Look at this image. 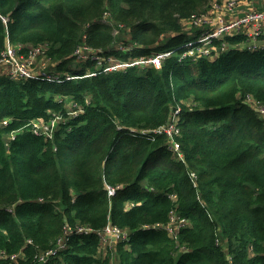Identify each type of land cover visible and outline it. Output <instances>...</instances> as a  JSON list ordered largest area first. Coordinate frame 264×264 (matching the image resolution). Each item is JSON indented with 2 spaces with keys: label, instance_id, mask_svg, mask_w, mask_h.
<instances>
[{
  "label": "trees",
  "instance_id": "16d2710c",
  "mask_svg": "<svg viewBox=\"0 0 264 264\" xmlns=\"http://www.w3.org/2000/svg\"><path fill=\"white\" fill-rule=\"evenodd\" d=\"M212 1L0 0V59L7 41L24 54L44 46L59 75L0 74V251H24L17 264H34L66 225L100 232L110 224L130 240L114 250L97 234L74 237L64 263L111 264L115 253L119 264H264V119L245 102L251 95L264 106V47L227 36L213 43L225 51L182 59L215 28L193 23L214 11ZM84 43L121 63L171 55L160 70L103 73L78 61ZM72 102L82 109L74 118ZM176 106L183 159L167 135L131 131L164 126ZM56 116L67 123L54 140L33 134V121ZM109 186L119 187L114 197ZM173 215L190 223L177 238L148 228Z\"/></svg>",
  "mask_w": 264,
  "mask_h": 264
},
{
  "label": "built area",
  "instance_id": "2783aa9c",
  "mask_svg": "<svg viewBox=\"0 0 264 264\" xmlns=\"http://www.w3.org/2000/svg\"><path fill=\"white\" fill-rule=\"evenodd\" d=\"M242 0H216L213 3L214 11L216 12V17L211 18L208 13L202 14L200 17L193 18V23L197 27L201 26H214L212 30L205 31L200 39L191 43L187 46V51L182 55V59L186 57L200 58L203 56L211 57L212 52L219 53L225 51L228 45L226 43L222 44V47L216 48L213 46L215 40L225 39L227 36H239L246 35L249 38L250 49H258L262 46L264 41V10H253L245 13L242 17L238 19H231L227 22L226 17L222 14L226 11L227 13L233 11ZM6 23L7 18H2ZM217 21L215 22L214 20ZM116 34V31H115ZM198 44V47H194ZM22 46H16L15 44L7 41V46L3 51L0 59V74L7 76L13 80L18 79H38L47 80L49 82L59 81V75L57 73L53 74V70L49 69L48 66L37 71L33 67L39 57L45 56L46 48L44 46L31 48L26 54L22 53ZM103 52L101 50L96 51L87 46V44H81L75 55L79 59L78 61L87 62L91 60L96 62V67L100 68L103 73H112L117 70H126L131 67H142L146 68L149 66L155 67L157 70L162 68L163 61L170 57V53L156 54L149 58H141L139 60L130 63H121L114 59L112 56L103 57ZM45 61H47L45 56ZM96 74H88L87 77L95 76ZM73 79L67 76V80ZM246 103L255 109L258 115L264 119V106L256 101L252 96L246 97ZM82 109L75 103H71L69 106V116L76 117ZM181 112V107L177 106L173 110L171 117L167 124L159 127L155 130H143L137 133L141 135H167L169 140V148L177 153V157L183 159V154L180 153V146L175 140L176 136L180 134V128L178 126L179 115ZM48 122H35L32 123V132L34 135L39 137H44L47 139L54 138V132L58 129L59 125H65L66 120H62L61 116H56L48 124ZM7 125V122H4ZM135 131V130H132ZM193 175V174H192ZM194 176V175H193ZM119 187H107L108 196L114 197ZM174 220H180L177 224L178 227L186 226L187 222L185 219H180L173 215ZM176 218V219H175ZM163 226V225H156ZM156 226H152L156 229ZM148 227V228H152ZM92 234H97L102 244L107 243V239L110 237L115 241L127 242L130 240V232L127 230L120 229L118 227H113L112 225L106 226L102 231L97 232L90 227L76 225L70 226L66 225L63 229L62 236L57 240L55 245L50 249L41 252L39 255L35 256L36 264H49L59 256L69 247V242L72 238L77 236H89ZM176 238V237H175ZM25 252L20 251L18 253L9 254L6 251H0V264H17L20 260H25Z\"/></svg>",
  "mask_w": 264,
  "mask_h": 264
},
{
  "label": "rangeland",
  "instance_id": "374dc122",
  "mask_svg": "<svg viewBox=\"0 0 264 264\" xmlns=\"http://www.w3.org/2000/svg\"><path fill=\"white\" fill-rule=\"evenodd\" d=\"M216 0H213L212 1V3H210L211 4V6H207V8H208V10L207 11H209L211 8H212V4L215 2ZM206 8V9H207ZM205 9V10H206ZM204 10V11H205ZM203 11V12H204ZM209 15H212V17L214 16V17H216V12L215 11H211V13L209 14ZM215 22L217 21V19L216 20H214ZM185 30H189L187 27L184 29V31ZM120 33V31H119V29H117L116 30V34H115V36H118V35H120L119 34ZM124 37H126V33H123V35L121 36V38H120V41H123L124 40ZM120 41H119V43H120ZM124 42H128L127 40L126 41H124ZM121 44V43H120ZM246 44H247V46H251L252 44H250V43H248V42H246ZM47 59V58H46ZM47 61H50V60H48L47 59ZM44 65H46V66H51V65H54V64H52V63H47L46 61H45V56H43V57H39L38 59H37V61H36V63H35V65H34V67H33V69L34 70H37V71H39V70H41L43 67H44ZM57 65V64H56ZM48 66V68L49 69H52L53 70V67H49ZM56 131L57 130H55V132H54V136H56ZM113 197V196H112ZM7 205H3L1 208L3 209L2 211H4V212H6L7 214H9V213H11V212H13V210H12V208L11 207H6ZM173 219V217H171V219H170V222L168 223V224H166V225H163V226H156V229L154 228V227H152V228H149V229H154V230H163L164 232H166L167 234H168V236L169 237H171V238H177L178 237V235H179V231L181 230V229H183V228H185V227H187V226H190V223H189V221L188 220H186V222H187V224H186V226H183V227H180V225H179V227H178V222L180 221V220H172ZM176 219V218H175ZM146 229V228H145ZM116 243V241L115 240H113L112 238H108L107 239V243L106 244H110V245H112V247L114 248V250H116V247H117V245L118 244H115ZM113 244H115V245H113ZM249 254H252V255H255V254H253V249H252V247H250L249 248ZM119 255L118 254H115V253H110V259H111V264H119V262L117 261V259L116 258H118L119 259ZM100 258H102L101 256H100ZM61 260L60 261H56V260H53V261H51L50 262V264H65L64 263V257H61L60 258ZM39 264V263H38Z\"/></svg>",
  "mask_w": 264,
  "mask_h": 264
},
{
  "label": "crops",
  "instance_id": "0c3cea01",
  "mask_svg": "<svg viewBox=\"0 0 264 264\" xmlns=\"http://www.w3.org/2000/svg\"><path fill=\"white\" fill-rule=\"evenodd\" d=\"M253 10H264V0H242L240 4L230 12H224L222 16L226 17L227 22L231 21V19H238L242 17L245 13ZM262 46L264 47V41L262 42Z\"/></svg>",
  "mask_w": 264,
  "mask_h": 264
},
{
  "label": "clouds",
  "instance_id": "9594fccd",
  "mask_svg": "<svg viewBox=\"0 0 264 264\" xmlns=\"http://www.w3.org/2000/svg\"><path fill=\"white\" fill-rule=\"evenodd\" d=\"M96 75H97V74H96ZM68 76H69V75H68ZM248 96H251V95H248ZM246 97H247V96H246ZM245 102H246V98H245ZM72 103H73V102H72ZM70 104H71V103H69V104L67 105V108H68V115H69V106H70ZM176 107H177V106H176ZM176 107H174V108L172 109V112H173V110L176 109ZM249 107H250V106H249ZM251 108H252V107H251ZM181 112H182V108H181ZM181 112H180V113H181ZM255 112L257 113L256 110H255ZM257 114H258V113H257ZM69 117H72V116H69ZM72 118H74V117H72ZM65 120H66V119H65ZM4 122H7V121H3V125H1V126L6 127L7 125H5ZM179 122H180V115H179ZM179 122H178V126H179ZM66 123H67V120H66ZM62 125H63V124H62ZM60 126H61V125H59V127H60ZM59 127H58V128H59ZM31 130H32V129H31ZM57 131H58V129H57ZM57 131H56V133H57ZM131 131H132V130H131ZM138 131H139V130H138ZM132 132H133V133H137L136 130H135V131H132ZM138 134H139V133H138ZM179 135H180V134H179ZM13 139H15L14 136H13ZM54 139H55V136H54L53 139H48V140H54ZM192 174H193V173H191L192 178H195V177H196L195 174H193L194 176H193ZM107 193H108V191H107ZM108 197H109V196H108ZM14 209H15V206H13L12 210L14 211ZM11 213H12V212H11ZM56 242H57V241H56ZM27 243H28V244H32L31 242H27ZM53 246H54V245H53ZM53 246H52V247H53ZM68 248H69V247H68ZM68 248H67L66 250H68ZM66 250H65V251H66ZM45 251H46V250H45ZM43 252H44V251H43ZM40 253H41V252H40ZM40 253H39V254H40ZM62 253H63V252H62ZM60 258H61V255L59 256V258H56V259H54V260H56V261H57V260L60 261V260H61ZM34 261H35V258H34ZM34 264H36V262H34ZM49 264H50V263H49Z\"/></svg>",
  "mask_w": 264,
  "mask_h": 264
}]
</instances>
